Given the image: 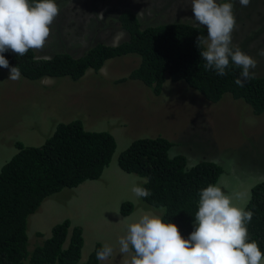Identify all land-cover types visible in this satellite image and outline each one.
Returning <instances> with one entry per match:
<instances>
[{
  "label": "rangeland",
  "instance_id": "rangeland-1",
  "mask_svg": "<svg viewBox=\"0 0 264 264\" xmlns=\"http://www.w3.org/2000/svg\"><path fill=\"white\" fill-rule=\"evenodd\" d=\"M169 2L56 1L60 13L43 50H33L34 54L38 59L61 53L79 57L95 44L115 46L126 38L116 22L123 12L134 14L142 27L170 22L198 24L191 0H173L171 7ZM232 2L237 22L232 43L257 61L253 71L260 77L264 75V56L259 55L264 50V0H251L247 7L239 0ZM139 63L136 55L115 57L99 71L87 70L77 81L47 78L32 82L22 77L13 81L8 79L10 71L0 70V170L17 153L15 142L39 147L60 123L80 120L87 131L110 133L116 144L98 180L49 196L28 217L30 250L50 238L55 225L68 220L71 228L78 227L82 233L81 263L107 243L113 254L98 264H125L129 256L119 252L118 239L126 233L127 225L144 212L161 215V209L149 207L131 192L133 184L142 185L143 180L118 166L119 155L138 139L168 140L172 144L169 156H184L188 168L202 161L221 166L218 183L222 179L231 185L219 187L232 197L234 206L245 208L251 188L264 182V112L253 114L249 105L229 94L209 103L184 82L170 79L155 94L130 78ZM126 206L129 212L124 213Z\"/></svg>",
  "mask_w": 264,
  "mask_h": 264
},
{
  "label": "trees",
  "instance_id": "trees-1",
  "mask_svg": "<svg viewBox=\"0 0 264 264\" xmlns=\"http://www.w3.org/2000/svg\"><path fill=\"white\" fill-rule=\"evenodd\" d=\"M116 22L126 38L115 46L99 43L79 57L61 53L47 59L36 58L33 50L25 56L9 50L2 54L9 68L0 70L10 71L18 66L21 77L32 82L47 78L77 81L89 69L99 71L107 60L136 55L140 63L130 78L155 94L170 79L184 82L209 103H217L229 94L249 105L253 114L264 112V75L238 87L234 81L241 69L231 63L225 76L205 70L199 52L206 47H198L196 38L206 36L207 31L199 24L186 20L188 23H153L142 27L129 12L120 13ZM171 146L161 137L135 140L119 155L118 166L128 174L149 178L142 186L152 195L141 199L151 208L165 209L163 221L175 224L181 236L187 238L195 227L199 191L209 184L216 185L223 169L207 161L188 168L184 156H169ZM14 147L17 153L0 170V264H98L96 251L100 246L85 263L80 262L82 233L78 227L71 228L68 220L55 225L50 238L30 250L27 219L49 196L85 181L98 180L114 154V137L108 132L87 131L80 120H74L58 124L39 147L24 146L19 141ZM250 191L244 208L254 213L247 226L249 241L255 240L264 253V182ZM128 210L126 206L123 212Z\"/></svg>",
  "mask_w": 264,
  "mask_h": 264
},
{
  "label": "clouds",
  "instance_id": "clouds-1",
  "mask_svg": "<svg viewBox=\"0 0 264 264\" xmlns=\"http://www.w3.org/2000/svg\"><path fill=\"white\" fill-rule=\"evenodd\" d=\"M250 2L239 0L242 7ZM191 11L194 20L207 30L206 36L196 38L198 47L206 46L199 52L205 70L225 76L231 63L241 69L234 81L236 86L244 87L255 79L257 61L232 43L237 28L232 0H191ZM59 13L55 0H0V68H9L2 55L9 50L17 56L43 50ZM259 55L264 56V50ZM8 79H21L18 66L10 68ZM137 179L145 185L149 182L147 177ZM131 192L138 200L152 195L139 184H133ZM198 195L195 227L187 238L181 236L175 224L163 221V208L161 215L144 212L128 224L126 233L118 239L119 252L129 256L125 264H264L258 243L249 241L247 226L253 211L234 206L232 197L215 184L201 189ZM112 254L113 247L106 243L96 251V258L106 260Z\"/></svg>",
  "mask_w": 264,
  "mask_h": 264
},
{
  "label": "crops",
  "instance_id": "crops-1",
  "mask_svg": "<svg viewBox=\"0 0 264 264\" xmlns=\"http://www.w3.org/2000/svg\"><path fill=\"white\" fill-rule=\"evenodd\" d=\"M234 171L231 173L230 175V179H231V176L233 175ZM218 183V182H217ZM227 185H231L230 182H226V183H223L222 182V179L219 181L218 183V186H222V188L224 189ZM247 186V189L249 190V185H246Z\"/></svg>",
  "mask_w": 264,
  "mask_h": 264
}]
</instances>
